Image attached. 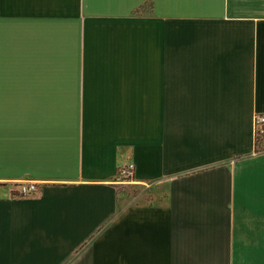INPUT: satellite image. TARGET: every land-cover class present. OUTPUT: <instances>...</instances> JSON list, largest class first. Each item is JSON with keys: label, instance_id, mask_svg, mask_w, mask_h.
<instances>
[{"label": "crops", "instance_id": "0c3cea01", "mask_svg": "<svg viewBox=\"0 0 264 264\" xmlns=\"http://www.w3.org/2000/svg\"><path fill=\"white\" fill-rule=\"evenodd\" d=\"M254 112L264 0H0V264H264Z\"/></svg>", "mask_w": 264, "mask_h": 264}, {"label": "rangeland", "instance_id": "374dc122", "mask_svg": "<svg viewBox=\"0 0 264 264\" xmlns=\"http://www.w3.org/2000/svg\"><path fill=\"white\" fill-rule=\"evenodd\" d=\"M147 10L148 9L146 6H142L134 11V14H147ZM31 184L33 185L34 189L27 191L26 187ZM24 188L26 189V191H24ZM37 192L38 188L32 182H28L25 179H8L0 176V207L7 206L10 201L33 198L37 195ZM116 192L118 193V195L122 196V198L124 197V199L132 198L135 204H144L147 201L151 200L149 194H147L141 186L117 185ZM1 203L4 204L1 205Z\"/></svg>", "mask_w": 264, "mask_h": 264}, {"label": "built area", "instance_id": "2783aa9c", "mask_svg": "<svg viewBox=\"0 0 264 264\" xmlns=\"http://www.w3.org/2000/svg\"><path fill=\"white\" fill-rule=\"evenodd\" d=\"M259 142H261L259 144ZM252 143L256 152L264 151V112H254L252 115ZM261 147V148H260ZM133 166L131 163H125L116 170L117 180L125 181L132 177ZM27 191L33 190V185H28ZM24 191L26 189L24 188Z\"/></svg>", "mask_w": 264, "mask_h": 264}, {"label": "trees", "instance_id": "16d2710c", "mask_svg": "<svg viewBox=\"0 0 264 264\" xmlns=\"http://www.w3.org/2000/svg\"><path fill=\"white\" fill-rule=\"evenodd\" d=\"M261 142H259V144H260ZM261 148V147H260Z\"/></svg>", "mask_w": 264, "mask_h": 264}]
</instances>
